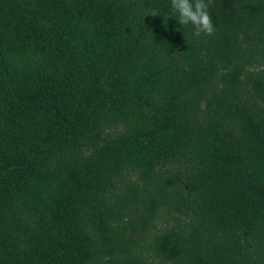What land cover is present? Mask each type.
<instances>
[{"label": "trees", "instance_id": "16d2710c", "mask_svg": "<svg viewBox=\"0 0 264 264\" xmlns=\"http://www.w3.org/2000/svg\"><path fill=\"white\" fill-rule=\"evenodd\" d=\"M205 2L195 38L170 0H0V264H264V0Z\"/></svg>", "mask_w": 264, "mask_h": 264}, {"label": "clouds", "instance_id": "9594fccd", "mask_svg": "<svg viewBox=\"0 0 264 264\" xmlns=\"http://www.w3.org/2000/svg\"><path fill=\"white\" fill-rule=\"evenodd\" d=\"M170 7L179 25L192 26L195 38L213 35L215 29L205 0H170ZM149 15L159 14L152 11Z\"/></svg>", "mask_w": 264, "mask_h": 264}]
</instances>
